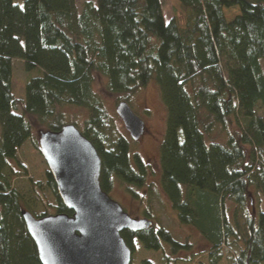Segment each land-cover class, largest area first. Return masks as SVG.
Masks as SVG:
<instances>
[{"label": "trees", "instance_id": "obj_1", "mask_svg": "<svg viewBox=\"0 0 264 264\" xmlns=\"http://www.w3.org/2000/svg\"><path fill=\"white\" fill-rule=\"evenodd\" d=\"M173 1L186 12L183 25L165 19L162 0H93L80 11L76 0H0V264H41L22 211L71 215L48 169L39 179L17 160L35 126L67 125L64 108L87 112L80 133L100 157L103 192L120 182L136 199L133 188L146 186V166L129 140L108 131L96 78L117 102L157 85L165 108L160 187L179 223L207 244L209 264L222 249L228 264H264V212L256 210L264 196V0ZM14 61L39 73L23 99L12 90ZM216 127L221 143L208 140ZM143 215L148 229L121 233L132 255L140 244L160 264H175L190 244Z\"/></svg>", "mask_w": 264, "mask_h": 264}, {"label": "water", "instance_id": "obj_2", "mask_svg": "<svg viewBox=\"0 0 264 264\" xmlns=\"http://www.w3.org/2000/svg\"><path fill=\"white\" fill-rule=\"evenodd\" d=\"M132 141L145 132L144 122L121 101L116 107ZM40 155L59 198L71 212L35 218L22 211L26 231L41 264H131L132 253L121 233L148 229L146 219H133L100 186L101 160L94 146L72 124L41 132Z\"/></svg>", "mask_w": 264, "mask_h": 264}, {"label": "rangeland", "instance_id": "obj_3", "mask_svg": "<svg viewBox=\"0 0 264 264\" xmlns=\"http://www.w3.org/2000/svg\"><path fill=\"white\" fill-rule=\"evenodd\" d=\"M13 1L15 4L22 5V0ZM86 1L93 0H76L77 10L80 11ZM162 4L165 19L167 21L175 19L178 24L183 25L186 12L173 0H162ZM233 14L234 12L229 13L228 16L231 17ZM12 66L13 94L16 98L23 99L25 84L39 73L37 70L27 72L24 64L19 61H14ZM94 90L100 96L108 112L110 123L108 131L115 130L129 140L132 154L139 155L148 173L146 186L139 189L133 188V193L135 192L137 195L136 199L126 192V187L120 182H115L109 195L110 198L117 202L133 219H144V210H148L150 215L154 216L162 226L172 231L179 242L190 244L188 251L179 252L175 264H209L208 254L206 253L208 250L207 244L196 231L179 223L176 212L172 210L160 187L159 148L165 132V108L161 102L157 85L153 81L149 82L128 102L132 112L145 125L143 136L136 142L130 139L128 132H126L121 120L116 115L115 110L120 102H117L118 97L105 92L100 78H96ZM62 114L64 119L60 121L61 123L76 124L77 129L80 132L83 131L84 123L88 117L85 109L68 107L62 110ZM44 131L45 128L35 126L31 140L37 144L40 133ZM225 137V133L216 127L209 135L208 140L221 143ZM31 140H28L18 151L17 160L25 167L29 176L40 179L42 172L47 167L42 157L34 150ZM17 182H20V185L22 184L21 179H18ZM254 204L253 201V206ZM250 205L252 204L247 205L249 213L253 212ZM256 210L264 212V196L258 201ZM237 223L240 226V233L245 237L247 232L245 217L240 211L237 212ZM220 256L221 259L218 264H228L224 249L221 250ZM159 257L160 255L156 252L147 251L139 244L137 251L132 255L131 264H142L144 260L151 261L153 264H160Z\"/></svg>", "mask_w": 264, "mask_h": 264}]
</instances>
